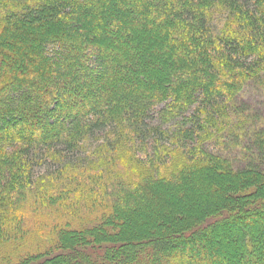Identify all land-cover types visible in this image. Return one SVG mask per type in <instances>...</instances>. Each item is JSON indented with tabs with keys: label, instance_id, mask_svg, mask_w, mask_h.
<instances>
[{
	"label": "trees",
	"instance_id": "obj_1",
	"mask_svg": "<svg viewBox=\"0 0 264 264\" xmlns=\"http://www.w3.org/2000/svg\"><path fill=\"white\" fill-rule=\"evenodd\" d=\"M208 172L218 199L169 222ZM142 192L158 228L124 220ZM263 216L264 0H0V264H264L237 223ZM233 222L241 257L196 244Z\"/></svg>",
	"mask_w": 264,
	"mask_h": 264
},
{
	"label": "rangeland",
	"instance_id": "obj_2",
	"mask_svg": "<svg viewBox=\"0 0 264 264\" xmlns=\"http://www.w3.org/2000/svg\"><path fill=\"white\" fill-rule=\"evenodd\" d=\"M15 35L18 36L17 34H15ZM19 40H20L19 41L20 46H23V47L28 46L32 42V41H29L28 39H24L21 37H19ZM22 76H26V75L23 74ZM96 98H97L96 96L93 97L94 100H96ZM159 108H163V104H160ZM196 108H198V106H196L195 104H192L190 106V109L180 113L176 117V119L172 120L171 122L168 121L167 122L168 125L170 124V125L174 126L176 124V122L183 123V124L187 123V119L189 117H194L197 115ZM153 113H154L153 117L150 118L149 122L152 125H156V123L158 121L160 123V120L157 119V116H156V115H158V109L153 111ZM158 117H159V115H158ZM162 126H165V124H162ZM44 130H45V133L51 131L49 129H44ZM139 139H142L143 140L142 143L146 144L149 149H151L153 147L154 142H155V140H153L150 135L148 136L145 133L140 135V137H138L136 140H139ZM92 144L94 145V143H92ZM208 174H210V178H211L212 183H210V181L207 183H203V181H205L206 179L202 178L201 176L195 177V178L189 180L191 186L195 189V195L194 196L188 191L187 192L182 191L181 193H178L177 196L173 197V199L169 200L171 203L178 202V205H181L182 208H184L183 211H181V210L175 211L174 215H172V218H171V220H169V222L175 223L177 221V218H181V220H182V219H185L188 217H195L194 214L200 213V208H204L205 207L204 205L207 203V201L210 202L213 200L212 202H214L215 200L218 199V197H216V196L219 192V189L215 186V182L216 183L218 182V185L221 184L222 182H220V179H219L218 175H216L215 172H211V173L208 172ZM196 181L202 182L203 184L197 183ZM223 191H226V189H223ZM142 194L149 200L148 203H144L143 205H140L136 208V213L138 214L136 219L132 216H130V217L126 216V218L124 220L128 224L140 223V224H144V226H145V225L150 223V224H153L156 228L160 227V225H158V222H161L164 218V215H166L168 213V211L171 210L172 204H170V205L167 204L165 206L162 204V202L158 203L156 200L149 198L150 196L148 193L142 192ZM146 213H147V215H149V218H147V219L144 216H142V215H145ZM220 213H223V211ZM220 213H217V215H214L211 217H207L203 221L194 223L195 226L193 227V230H197L199 228H204L207 226V224L212 223V222H214V220L222 218L225 215V214H220ZM127 217H128V219H127ZM237 221H238L237 222L238 225H242V226H246V227H249V226L253 227L254 224L258 223V221H261V222H263L261 224V226H263L264 225V216L261 219H258V218L252 219L253 222H249L245 218H242V217H239L237 219ZM237 223H234V225H233L234 228H231L229 226V224L225 225V224L220 223L219 229H218L219 231L217 230V233H218L217 235H214L213 233H210L209 231H206L204 229L201 230L200 231L201 233L195 237V240L197 242L196 244L200 245L201 242H205V240H207V239L220 240L221 244H220V247H218V249L220 248L222 251L224 250L225 253H233L234 255L241 257V252H240V249L238 246V242H237V240H234V238L231 237V236H234L238 231V228L236 227L237 225L235 226V224H237ZM255 231H256V229H255ZM207 232H209V233H207ZM201 234H203V235L201 236ZM256 234L260 236V239L264 245V229L262 232L260 230L257 231ZM178 243H179V241H178ZM171 245L173 246L174 242H172ZM201 249H204L202 245L199 247H196V248H194V246L186 247V249H185L186 250V254H185L186 257L184 259H193L194 260V258L197 257V254ZM210 250H211V252H217V248L210 249ZM242 262H243V260H242Z\"/></svg>",
	"mask_w": 264,
	"mask_h": 264
}]
</instances>
